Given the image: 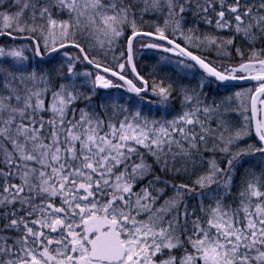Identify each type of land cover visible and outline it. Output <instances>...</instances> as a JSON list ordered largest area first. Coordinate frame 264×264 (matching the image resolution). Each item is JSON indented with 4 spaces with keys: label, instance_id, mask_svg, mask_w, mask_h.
I'll list each match as a JSON object with an SVG mask.
<instances>
[{
    "label": "snow or ice",
    "instance_id": "6c2138e0",
    "mask_svg": "<svg viewBox=\"0 0 264 264\" xmlns=\"http://www.w3.org/2000/svg\"><path fill=\"white\" fill-rule=\"evenodd\" d=\"M0 264H264V0H0Z\"/></svg>",
    "mask_w": 264,
    "mask_h": 264
},
{
    "label": "trees",
    "instance_id": "16d2710c",
    "mask_svg": "<svg viewBox=\"0 0 264 264\" xmlns=\"http://www.w3.org/2000/svg\"><path fill=\"white\" fill-rule=\"evenodd\" d=\"M141 64H142V65H143V64H147V65H148V67H145V68L142 69V73L146 74V73L148 72L149 68L151 67L152 61L142 60V61H141ZM247 86H248V85H247ZM240 87H245V86H240Z\"/></svg>",
    "mask_w": 264,
    "mask_h": 264
},
{
    "label": "water",
    "instance_id": "95a60500",
    "mask_svg": "<svg viewBox=\"0 0 264 264\" xmlns=\"http://www.w3.org/2000/svg\"><path fill=\"white\" fill-rule=\"evenodd\" d=\"M236 83H238V85H241V84H249V83H246L244 81H239V82H236Z\"/></svg>",
    "mask_w": 264,
    "mask_h": 264
},
{
    "label": "rangeland",
    "instance_id": "374dc122",
    "mask_svg": "<svg viewBox=\"0 0 264 264\" xmlns=\"http://www.w3.org/2000/svg\"><path fill=\"white\" fill-rule=\"evenodd\" d=\"M253 85H250V86H245L244 88H248V87H252Z\"/></svg>",
    "mask_w": 264,
    "mask_h": 264
}]
</instances>
